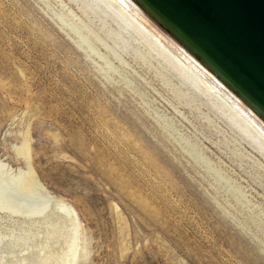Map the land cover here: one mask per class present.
Segmentation results:
<instances>
[{
  "label": "rangeland",
  "instance_id": "374dc122",
  "mask_svg": "<svg viewBox=\"0 0 264 264\" xmlns=\"http://www.w3.org/2000/svg\"><path fill=\"white\" fill-rule=\"evenodd\" d=\"M130 2L0 0V264H264V144L157 42L264 115Z\"/></svg>",
  "mask_w": 264,
  "mask_h": 264
},
{
  "label": "water",
  "instance_id": "95a60500",
  "mask_svg": "<svg viewBox=\"0 0 264 264\" xmlns=\"http://www.w3.org/2000/svg\"><path fill=\"white\" fill-rule=\"evenodd\" d=\"M264 115V0H141Z\"/></svg>",
  "mask_w": 264,
  "mask_h": 264
},
{
  "label": "bare ground",
  "instance_id": "6f19581e",
  "mask_svg": "<svg viewBox=\"0 0 264 264\" xmlns=\"http://www.w3.org/2000/svg\"><path fill=\"white\" fill-rule=\"evenodd\" d=\"M109 2V5L111 4L112 6L116 7L113 4H116L114 2V0H107ZM117 3L121 4L124 9L130 14H128L124 9H121L120 7H116V9L118 8V11L120 13H122L125 18V21H127L128 23L133 24V26L135 27H139L142 28L141 24L139 23V18L140 15L136 9V7L130 2V0H127V2H125L124 0H116ZM108 5V6H109ZM140 11V10H139ZM157 38V37H156ZM158 39V38H157ZM159 40V39H158ZM160 41V40H159ZM161 42V41H160ZM162 43V42H161ZM163 44V43H162ZM157 45L159 47L160 50H162L163 54H165L182 72L183 74L192 82L194 83L196 86L199 87H203L206 89L207 93L209 94L210 97H212L213 100H215L218 104H220L225 110H227L230 115L234 118L235 121H237L239 124H241L247 131H249L258 141L262 142L264 144V130L262 128H260L256 123H254L251 118L246 115L242 110H240L239 107H237V105L231 100L229 99L223 92H221L220 88L216 87L215 84L217 86H219L220 84L216 83V80H212L207 78L201 71L199 72L198 70H196L194 66H192L189 62V66L191 68H189L188 66H186L180 58H178L176 55H174L172 53V51H168L163 45H161L160 43L157 42ZM186 60V58H185ZM201 65V64H199ZM208 70V69H207ZM202 71L204 72V70L202 69ZM210 71V70H209ZM211 73V72H210ZM212 74V73H211ZM210 75V74H209ZM213 77V76H212ZM221 80V79H220ZM209 86H207L206 84ZM224 83V82H223ZM225 85V84H224ZM223 87V86H222ZM226 87V86H225ZM227 91V90H226ZM228 92V91H227ZM207 94V95H208ZM235 99V98H234ZM239 100V99H238ZM239 102V101H238ZM247 113V112H246ZM254 114V113H253ZM45 194V193H44ZM47 194V193H46ZM45 203L44 205H48L49 209L51 210L50 212H52V214L54 213L57 217V219H62V221L66 224L65 229L67 228V232L63 231V229L61 230L62 227H60V232L62 233V231L65 233L66 235L64 236V244L65 247L70 246V244L72 243V237L70 235V230L69 227L73 224V218H72V212L70 207L64 203L61 200L55 199V198H51L48 196H45ZM29 212V211H28ZM27 212V213H28ZM49 213V212H48ZM48 214L46 213L43 217L39 218L40 220H42V222H45V219H47ZM54 215V216H55ZM47 222V221H46ZM59 222V223H60ZM46 224V223H45ZM44 224V225H45ZM57 224V223H56ZM55 224V225H56ZM62 224V223H61ZM42 225V224H41ZM60 224H57V226ZM46 226V225H45ZM61 226V225H60ZM64 226V224H63ZM48 227V226H47ZM56 227V226H55ZM59 227V226H58ZM57 227V228H58ZM49 230V229H48ZM47 238V236H45ZM27 238V237H26ZM1 240V238H0ZM3 240V239H2ZM30 240V239H29ZM50 240V239H49ZM10 242V241H9ZM27 242V241H26ZM25 242V243H26ZM1 243V242H0ZM24 243V244H25ZM55 243V242H54ZM23 244V245H24ZM47 245V244H46ZM1 247V246H0ZM5 247V246H4ZM7 247V246H6ZM28 247V246H27ZM31 247V246H30ZM9 248V247H8ZM15 248V247H14ZM19 248V247H18ZM16 248V249H18ZM45 249V248H44ZM31 250V249H30ZM27 250H24V252ZM10 252V251H9ZM27 255V254H26ZM25 255V258H26ZM32 257V256H31ZM47 257V256H46ZM3 257H1L2 259ZM4 259V258H3ZM21 263L23 264H27L26 260L28 259H21ZM25 260V262L23 261ZM40 260V259H39ZM4 261V260H3ZM29 261V260H28ZM18 262V261H17ZM20 262V261H19ZM46 259L44 258L40 264H46ZM5 263V262H4ZM14 263V262H13ZM6 264V263H5ZM18 264V263H17ZM20 264V263H19Z\"/></svg>",
  "mask_w": 264,
  "mask_h": 264
}]
</instances>
